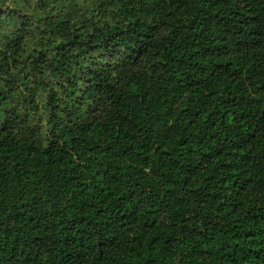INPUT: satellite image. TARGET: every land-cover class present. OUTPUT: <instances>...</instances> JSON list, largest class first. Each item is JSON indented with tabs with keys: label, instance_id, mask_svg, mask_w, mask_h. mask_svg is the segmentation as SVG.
I'll return each instance as SVG.
<instances>
[{
	"label": "trees",
	"instance_id": "trees-1",
	"mask_svg": "<svg viewBox=\"0 0 264 264\" xmlns=\"http://www.w3.org/2000/svg\"><path fill=\"white\" fill-rule=\"evenodd\" d=\"M0 264H264V0H0Z\"/></svg>",
	"mask_w": 264,
	"mask_h": 264
},
{
	"label": "rangeland",
	"instance_id": "rangeland-1",
	"mask_svg": "<svg viewBox=\"0 0 264 264\" xmlns=\"http://www.w3.org/2000/svg\"><path fill=\"white\" fill-rule=\"evenodd\" d=\"M87 9H90L94 6L93 2L85 4ZM39 13L42 14V20L41 22L43 23L45 21L46 18H48L47 12H48V8H44V7H39L38 10ZM34 25H24L23 27H25V29H23V34H25V36H29V33H33L34 31L36 32V30H34ZM106 26H107V21L100 19L96 22L95 27L97 28V30L99 31V38H100V42H102L105 46H110L109 44V40L107 38V33H106ZM75 28L81 32L82 35L86 34L87 29H85V26L82 24H76ZM6 32H10L14 35H16L17 33H19L17 30L15 29H11V28H7ZM44 103H42L43 106Z\"/></svg>",
	"mask_w": 264,
	"mask_h": 264
}]
</instances>
